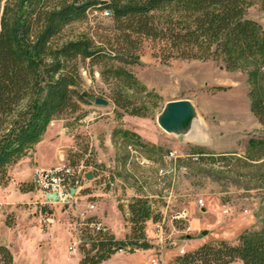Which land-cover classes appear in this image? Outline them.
<instances>
[{"label": "rangeland", "instance_id": "1", "mask_svg": "<svg viewBox=\"0 0 264 264\" xmlns=\"http://www.w3.org/2000/svg\"><path fill=\"white\" fill-rule=\"evenodd\" d=\"M4 3L0 0V23ZM247 7V18L259 23L264 33V0H248ZM114 32L110 12L94 11L89 19L68 27L71 35L94 33L105 43ZM109 46H105L107 53ZM161 48V43L143 39L138 46L129 47L127 62H83L78 91L88 94L87 102H81L78 111L53 118L40 140L8 167V181L11 176L27 181L33 178L36 166L60 164L58 147L71 141L58 136L57 130L65 127L73 135V147L67 150L71 162L91 150L94 161L101 158L119 178L113 198L99 203L102 218L119 240L132 233L130 210L138 201L148 205L149 217L139 225L151 239L155 222L163 215L168 217V234L172 225L183 230L179 221L172 222V216L188 209L191 236L180 231L177 246H168L163 252L166 264H180L176 258L182 246L190 253L224 240L236 244L244 232H264V125L251 110L249 94L256 85L250 84L251 70L229 69L220 56L206 60L173 56L165 61ZM112 69H122L129 77L116 80ZM251 69L264 76V66ZM262 85L264 90V82ZM120 92L128 99L126 107L114 101ZM96 97L109 104H96ZM181 98L195 103L204 124H196L190 137L171 136L177 141L174 143L162 139L160 136L168 134H159L155 128L165 103ZM16 120L14 116L1 120L0 138L17 127L12 124ZM17 184L0 185V244L11 251L13 264H80L86 256H96L86 250L80 257L67 258L72 236L68 222L53 223L47 229L38 226L24 205L30 198L24 189L31 186L24 184L22 189ZM225 208L230 213L223 212ZM57 216L63 213L58 210ZM156 251L150 244L140 252L114 251L99 264H150L158 257Z\"/></svg>", "mask_w": 264, "mask_h": 264}, {"label": "trees", "instance_id": "2", "mask_svg": "<svg viewBox=\"0 0 264 264\" xmlns=\"http://www.w3.org/2000/svg\"><path fill=\"white\" fill-rule=\"evenodd\" d=\"M247 6L248 0H5L0 23V123L14 116L12 124L17 127L0 138V185L8 181V167L40 140L53 118L78 111L80 103L87 102L88 94L78 91L83 62H127L129 47L143 39L161 43L165 61L173 56L184 60L220 56L229 69L251 70L250 84H256L249 94L251 110L264 125V76L251 69L264 66V33L259 23L247 18ZM94 11L111 14L115 32L106 43L94 33H68L69 26L89 19ZM111 71L116 80L129 77L122 69ZM127 100L121 92L114 98L122 107ZM148 209L143 201L131 206V237L146 238L139 224L149 217ZM101 247L105 253L86 256L80 264L109 258L110 245ZM0 256L3 264H13L6 245L0 244ZM176 261L264 264V232H244L236 244L225 240L205 244L179 254Z\"/></svg>", "mask_w": 264, "mask_h": 264}, {"label": "built area", "instance_id": "3", "mask_svg": "<svg viewBox=\"0 0 264 264\" xmlns=\"http://www.w3.org/2000/svg\"><path fill=\"white\" fill-rule=\"evenodd\" d=\"M101 162L94 161L89 150L85 157L77 162H71V158L68 157L58 165L35 168L30 186L32 191L38 194V199L35 200L40 209L38 223L44 226L56 221V218L45 210L46 208L59 207L66 213L72 232L67 258L80 257L86 250H92L96 255L105 253L101 244L110 245L108 253L140 252L144 248L141 244L147 242L155 247L158 253V257L153 258L150 264H166L163 252L168 246H177L176 235L183 231L186 237L191 236L188 209H180L172 216V222L179 221L183 225V230L172 225V231L168 234L165 227L168 217L163 215L155 222L154 239L146 236L145 239L139 240L130 236L119 240L108 223L97 215L100 201L112 199L119 188L117 174ZM144 162L145 160H142V163ZM88 173L92 174V178L87 177ZM199 203L203 206L204 200L200 199ZM223 212L230 213V210L225 208ZM117 241L122 243L117 244ZM187 253L185 247H180V255ZM0 264H3L1 256Z\"/></svg>", "mask_w": 264, "mask_h": 264}, {"label": "water", "instance_id": "4", "mask_svg": "<svg viewBox=\"0 0 264 264\" xmlns=\"http://www.w3.org/2000/svg\"><path fill=\"white\" fill-rule=\"evenodd\" d=\"M95 103L107 106L109 101L102 97H96ZM157 122L165 132L185 137L192 135L196 124H204L199 118L195 103L190 98L167 101L157 116ZM87 177L92 178V174L88 173Z\"/></svg>", "mask_w": 264, "mask_h": 264}, {"label": "crops", "instance_id": "5", "mask_svg": "<svg viewBox=\"0 0 264 264\" xmlns=\"http://www.w3.org/2000/svg\"><path fill=\"white\" fill-rule=\"evenodd\" d=\"M155 131L157 132V133H159V134H168L166 137L165 136H160V137H162V139L164 138L165 140H169V141H171V140H173L174 141V143L175 142H177L176 140H175V138L173 139V137H171V136H174L173 134H169V133H167V132H165L161 127H160V125L158 124L157 126H156V128H155ZM57 133H58V136H62V137H68V138H70V143L69 144H67V145H60L59 147H58V150H59V154H60V158H61V161L63 160V159H65V158H68L69 157V154L67 153V150H68V148H70V147H73V135H71L70 133L69 134H67L66 132H65V127L64 128H59L58 130H57ZM144 133H145V138L147 139V136H146V129H144ZM194 136V135H193ZM192 136V137H193ZM161 139V140H162ZM66 149L65 151H63V149ZM100 161H102L103 162V160L100 158ZM53 165H56V164H49V165H47V166H36L35 168H37V167H41V168H49V166H53ZM34 168V169H35ZM10 174V173H9ZM11 175V174H10ZM33 179V178H32ZM32 179H30V180H27V181H22V180H16V179H14V178H12V176H11V180H9L7 183H9V182H12V183H17L18 182V186H20L22 189H23V187H25V185H30L31 184V182H32ZM7 183H5V184H3V185H6ZM23 184V185H22ZM25 184V185H24ZM3 185H1V186H3ZM23 186V187H22ZM25 191H27L29 194H30V198H29V200L24 204L25 205V207L27 208V210L31 213L30 215H32V217L34 218V219H36L37 220V222H38V215H39V211H40V209H39V205H37L36 203H35V200L36 199H38V194L35 192V191H32V188L30 187V188H27V189H24ZM106 200H108V199H106ZM106 200H102V201H100V204L102 203V202H104V201H106ZM45 210H47V211H49V213H50V215H53V217H55L56 218V221L54 222V223H61V224H65V225H67V217H66V213L65 212H63L62 211V209L61 208H59V207H54V208H49V209H45ZM58 210H60L62 213H63V216L62 217H58L57 216V211ZM11 214H13L14 216H15V214H14V212H12ZM97 215H99V216H101V214H100V205H99V207H98V211H97ZM101 217H103V215L101 216ZM51 224H53V223H51ZM51 224H46V225H44V226H42V225H40L39 223H37V225L38 226H40V227H42V228H45V229H47L49 226H51ZM109 225V224H108Z\"/></svg>", "mask_w": 264, "mask_h": 264}]
</instances>
